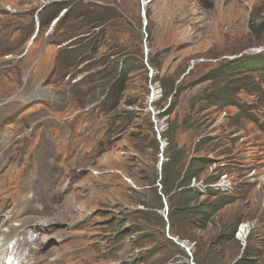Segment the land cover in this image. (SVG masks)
Segmentation results:
<instances>
[{"label":"rangeland","instance_id":"obj_1","mask_svg":"<svg viewBox=\"0 0 264 264\" xmlns=\"http://www.w3.org/2000/svg\"><path fill=\"white\" fill-rule=\"evenodd\" d=\"M79 4L113 8L115 27L97 40L117 52L115 43L127 44V54L136 47L142 57L126 60L132 72L114 112L100 107V83L107 89L116 79L98 80L105 51L94 45L93 31L51 34L53 21ZM86 45L92 61L88 51L79 55ZM260 46L264 0H0V201L14 200L5 205L8 209L44 185L56 200L54 179L48 180L52 173L68 183L50 215L28 220L26 227L39 239L31 262L46 254L49 263L190 264L194 244L181 242L190 257L168 239L173 237L166 228L145 221L142 216L158 224L155 213L138 204L155 197L148 180L154 175L155 186L160 182L165 152L180 151L182 166L190 158L212 160L196 181L199 189L208 177L226 176L233 184L218 197L230 203L215 215L217 225L207 227L215 235L221 224L238 222L227 264L246 248L264 263V55L252 51ZM240 64L255 66L239 75L234 68ZM163 76L174 78L167 95L158 83ZM221 88L228 91L226 101L214 106L211 96ZM119 114L130 119L116 133L110 123ZM164 133L171 135L169 149ZM199 140L203 151L195 148ZM162 204L156 214L164 219L168 208ZM6 215L0 211V222ZM16 224L0 227V236L7 240ZM245 224L253 228L242 246L237 238Z\"/></svg>","mask_w":264,"mask_h":264},{"label":"trees","instance_id":"obj_2","mask_svg":"<svg viewBox=\"0 0 264 264\" xmlns=\"http://www.w3.org/2000/svg\"><path fill=\"white\" fill-rule=\"evenodd\" d=\"M73 7L70 8L66 12V16H63L54 26L52 34H57L61 31L64 32L61 33V35H64L66 32H75L83 35L82 33L93 31V34L96 35L94 45L100 44L102 47H104L103 50L106 53L113 51L114 54H110V56L109 54L108 56H105V52H103L101 58L99 55L96 56L97 59L98 57L100 58V65L103 67L102 71H98V75L101 76V78L99 77L100 79L98 78V80L101 82L103 79L109 82V78L111 76L115 77L116 79L114 82L112 78V82L107 86V89L105 86L101 85L102 83H100V87L103 88V100L100 103V107L106 112H114L122 104L121 99L123 97L124 79L132 72L131 66L127 64L126 60H133L134 62L136 59H142V57L140 56V52L136 47H134V51L127 54L124 51L131 49L127 44L115 43V47L120 48V52H117L118 49H114L113 46L110 47L108 44H106L107 41L102 42L101 39L97 40L99 37H104V30L107 27H115V25H111V23L114 21L112 19L115 17V15H117L116 13L114 14L113 8H100L89 4H79ZM119 19L121 18L119 17ZM75 37H67L65 41L71 40ZM130 45H132L133 49V44ZM69 47H72V45ZM69 47L68 49H70ZM65 50H67V48H63V51ZM87 51L89 54L88 61L94 60L92 52L87 49V45L86 50L80 51L79 55L83 56ZM70 52L72 51L70 50ZM119 53H122V56H119ZM130 57L131 59L133 57L136 58L129 60L128 58ZM73 61L74 56L69 59V65H71ZM149 64L153 69H158L153 58L149 59ZM254 66L255 65L250 67L240 64L234 69H238L240 73L239 75H242L245 74L244 70L248 71V69L253 68ZM105 69H107L109 72H106L104 75H102ZM226 75L227 74L225 72V77H227ZM158 83L164 95L172 93L174 89L173 77L163 76L160 80L158 79ZM220 91L215 92L214 95L211 96L214 99L212 102L214 106L221 105L226 101V98L223 97L224 95H228V91L222 88ZM219 94L220 97L217 98ZM219 101H221V103ZM123 115L124 114H119L120 117L110 123L111 129L116 133L122 131L125 127L126 121L130 119L128 118L129 116ZM168 115L169 112L163 114L162 117ZM162 138L167 141V147L169 149L172 144L171 135L164 133ZM155 143V140H153V151L156 150ZM203 145L204 141L199 140V142L195 145V148H197V151H203ZM165 154L167 161L161 164L160 171L162 174L160 177V182H158V184L161 186L160 191L157 193L158 187L155 186L156 177L152 175L150 176L148 183L151 184V188L153 189L152 191L155 197H146V202H138V204L145 208L146 211L150 210L155 213L158 218V224H156L155 220H152L151 222L148 218H146V216L142 217H144L145 221L149 224L152 223L154 225L161 226L163 229L166 228L169 235L175 238L178 242L181 243L184 241H189L194 244L192 248V258L194 264H227L229 260L232 261L231 258L234 253V245L236 244L234 232L238 222H228L221 224L220 231L215 235L212 234V232L208 230L207 227L209 225H217L213 220L215 215L227 205H229L230 202H228V199L226 198H218L221 194L219 190L206 188L203 193H200V191L196 189L189 188L191 181L193 179L198 181L200 175L205 171V168L213 164L212 160L204 157H195L190 158L187 165L182 166L179 163L180 158L183 155L180 151L171 155L170 152H165ZM205 181H207L208 184H211L216 180L208 177ZM159 193L164 198L168 208V213L164 218L166 220L156 214L157 212H161L163 209L162 197L159 195ZM202 197H205V199H212V201H200ZM136 213H138V211ZM193 229L199 230L202 233H206V235L204 237L203 235L198 237L195 235ZM230 264L264 263L261 262V259H259L258 256L246 248L244 249L242 255Z\"/></svg>","mask_w":264,"mask_h":264},{"label":"bare ground","instance_id":"obj_3","mask_svg":"<svg viewBox=\"0 0 264 264\" xmlns=\"http://www.w3.org/2000/svg\"><path fill=\"white\" fill-rule=\"evenodd\" d=\"M261 48V47H260ZM259 49V48H257ZM256 54H260L263 52H255ZM154 92H152L153 94ZM154 96V95H153ZM54 179V187H53V196L55 198H58V196L62 193L63 189H62V185H63V175L61 177H58V174L52 173L48 180ZM47 180V181H48ZM191 187L196 188L197 190H200L198 187L199 184L196 183V180H192L191 181ZM232 183L229 181V179L226 178V176H222L219 178V180L215 183V184H211L209 185V187L211 188H221L224 190V188H231L232 187ZM43 190L42 191H38V194H31V197L24 196L22 199L15 201L16 203H14L13 206H11L10 208L6 209L5 205L8 203V201H14V200H7L4 199L3 201H0V211L2 214H11L14 210V208L16 207H27L30 209L31 213L40 217V219H44L46 216L50 215L53 209V205L55 203L56 200L52 199L49 196L48 193V187L46 185L42 186ZM204 188V186L202 185V189ZM4 205V206H2ZM2 206V207H1ZM29 219H33L32 217H27L25 219H23V222H27ZM46 221V220H44ZM7 221L6 220H2L0 222V227L2 228L3 226H6ZM248 227V228H247ZM253 228L252 224H245L240 226V233H239V239L237 238V240L239 242H241V244L244 243L245 239L244 236H246V234H248V229L249 231ZM50 231L44 230L43 234L46 236L49 234ZM238 234V232H237ZM235 234V235H237ZM243 234V235H242ZM5 234H3L2 236H0V264H2L3 261V257L7 256L8 254V242H6L5 240ZM242 239H244L243 241H241ZM35 246V244H34ZM45 255H42L41 257H38L35 260V264H66L64 261H52V262H47ZM48 256V255H46ZM33 258V255L31 256ZM16 258L18 257H11L8 260L9 261H14Z\"/></svg>","mask_w":264,"mask_h":264},{"label":"water","instance_id":"obj_4","mask_svg":"<svg viewBox=\"0 0 264 264\" xmlns=\"http://www.w3.org/2000/svg\"><path fill=\"white\" fill-rule=\"evenodd\" d=\"M142 8H143V3H142ZM142 13H143V11H142ZM149 72L150 73H152V70L150 69L149 70ZM149 103L151 104L152 103V100H153V95L152 94H150V97H149ZM154 115V114H153ZM161 147H162V145H161ZM168 239L169 240H172L176 245H178V246H180L181 248H183L184 250H185V252L188 254V256H190L191 257V253H190V248H188V247H186L183 243H180V242H178L176 239H174V238H171V237H168ZM190 264H193V262H192V259H190Z\"/></svg>","mask_w":264,"mask_h":264},{"label":"built area","instance_id":"obj_5","mask_svg":"<svg viewBox=\"0 0 264 264\" xmlns=\"http://www.w3.org/2000/svg\"><path fill=\"white\" fill-rule=\"evenodd\" d=\"M253 52H264V47H261L259 49H254Z\"/></svg>","mask_w":264,"mask_h":264}]
</instances>
